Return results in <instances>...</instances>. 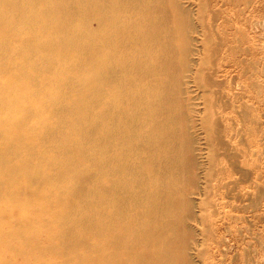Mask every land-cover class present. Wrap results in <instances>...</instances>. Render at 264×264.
Here are the masks:
<instances>
[{
	"label": "bare ground",
	"instance_id": "obj_1",
	"mask_svg": "<svg viewBox=\"0 0 264 264\" xmlns=\"http://www.w3.org/2000/svg\"><path fill=\"white\" fill-rule=\"evenodd\" d=\"M187 1L0 0V264H190Z\"/></svg>",
	"mask_w": 264,
	"mask_h": 264
},
{
	"label": "rangeland",
	"instance_id": "obj_2",
	"mask_svg": "<svg viewBox=\"0 0 264 264\" xmlns=\"http://www.w3.org/2000/svg\"><path fill=\"white\" fill-rule=\"evenodd\" d=\"M189 3L203 52L192 56L201 75L191 83L196 163L187 175L184 251L190 264H264V0ZM209 76L214 84L206 83Z\"/></svg>",
	"mask_w": 264,
	"mask_h": 264
}]
</instances>
